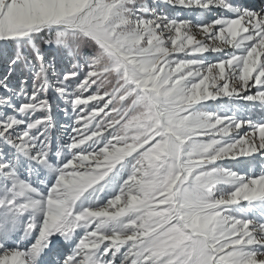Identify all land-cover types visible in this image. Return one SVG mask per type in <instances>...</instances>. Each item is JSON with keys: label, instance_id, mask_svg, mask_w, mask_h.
Returning <instances> with one entry per match:
<instances>
[{"label": "snow or ice", "instance_id": "obj_1", "mask_svg": "<svg viewBox=\"0 0 264 264\" xmlns=\"http://www.w3.org/2000/svg\"><path fill=\"white\" fill-rule=\"evenodd\" d=\"M0 264H264V0H0Z\"/></svg>", "mask_w": 264, "mask_h": 264}]
</instances>
